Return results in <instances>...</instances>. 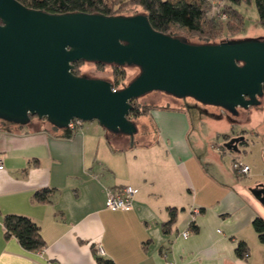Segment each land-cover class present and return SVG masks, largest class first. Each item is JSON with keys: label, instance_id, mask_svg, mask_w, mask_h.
<instances>
[{"label": "crops", "instance_id": "obj_1", "mask_svg": "<svg viewBox=\"0 0 264 264\" xmlns=\"http://www.w3.org/2000/svg\"><path fill=\"white\" fill-rule=\"evenodd\" d=\"M132 120L129 136L92 121L72 129L0 119V264H98L96 255L114 264H264L252 226L264 205L249 190L264 180H251L250 167L241 175L226 168L219 158L232 150L203 146L183 107L157 106ZM143 136L146 143L134 141ZM122 185L137 189L131 208H106L107 190ZM42 188L47 202L33 199ZM170 208L175 218L164 230ZM6 213L33 219L45 245L27 251L5 237Z\"/></svg>", "mask_w": 264, "mask_h": 264}, {"label": "water", "instance_id": "obj_2", "mask_svg": "<svg viewBox=\"0 0 264 264\" xmlns=\"http://www.w3.org/2000/svg\"><path fill=\"white\" fill-rule=\"evenodd\" d=\"M75 61L135 65L121 88L75 75ZM264 40L191 43L155 30L144 13H48L0 0V119L20 125L30 116L66 128L78 118L132 136L130 101L158 90L192 97L235 113L264 93ZM243 136L224 143L239 151ZM264 154V148H263ZM264 205V187L249 189Z\"/></svg>", "mask_w": 264, "mask_h": 264}, {"label": "trees", "instance_id": "obj_3", "mask_svg": "<svg viewBox=\"0 0 264 264\" xmlns=\"http://www.w3.org/2000/svg\"><path fill=\"white\" fill-rule=\"evenodd\" d=\"M24 6L32 9L42 10L53 14H62L70 12L99 13L106 16L125 15L120 9V4L126 2L141 8L150 25L157 31L169 34L173 37L180 38L190 42L185 36L179 35L176 30L185 31L188 34L198 35L201 43H217L218 35L221 29L228 31L234 30L240 26L242 20L239 17V11L236 8V0H226L227 3H219L224 0H216V5L212 0H196L187 2L185 0H17ZM238 1V0H237ZM257 17L260 24L264 27V0H254ZM216 6V7H215ZM225 14L221 18V14ZM225 20V22L223 21ZM237 20L235 27L231 24L232 20ZM239 24V25H238ZM193 43V42H191ZM78 62L73 63L71 69L75 75H81L75 69ZM99 66L105 63H96ZM111 65V64H110ZM113 66L114 80L113 88L119 87V79L124 76L123 66ZM264 90V86H263ZM132 107L129 111V118L135 119L141 115L149 113L154 106L140 105L133 99L130 101ZM37 116H30L28 122ZM45 119V118H40ZM27 122V123H28ZM50 189L42 188L33 193V199L37 202L49 201ZM175 209L170 208L169 219L164 223V230L169 229L170 224L174 221ZM3 232L5 237H14L20 246L27 251L40 250L44 245V240L40 234L38 224L30 217L17 214L6 213L2 216ZM252 226L257 233L261 242L264 243V219L256 216L252 221ZM193 228V226H192ZM235 252L238 257L247 253V246L243 240L238 241ZM98 264H114L112 260L104 258L102 255H96Z\"/></svg>", "mask_w": 264, "mask_h": 264}, {"label": "rangeland", "instance_id": "obj_4", "mask_svg": "<svg viewBox=\"0 0 264 264\" xmlns=\"http://www.w3.org/2000/svg\"><path fill=\"white\" fill-rule=\"evenodd\" d=\"M169 1L174 2L177 0ZM185 1L193 2L196 0ZM212 1L216 5V0ZM222 3H227V1L220 2L219 6ZM235 6L242 20L240 26H236L237 28L230 31L222 28L216 41L264 40V27L258 21L254 0H236ZM120 9L125 15L141 12L139 6L126 2L120 4ZM223 21L225 22L224 19ZM231 23L235 27L238 21L233 19ZM175 33L185 36L190 42H202L198 35L188 34L182 30H176ZM75 69L83 76L103 78L110 82L114 80L113 66L110 64L99 66L93 62L81 61L77 63ZM120 69H123L124 76L119 79V87L126 85L139 73V68L135 65H125ZM257 99V103L245 108L237 107L235 113H232L221 106L204 104L189 96L177 98L158 90L149 91L135 98L136 103L140 105L183 107L186 112L191 114L193 126L200 129V139L203 146H217V149L220 150L223 147L224 140H228L234 135H242L247 144L240 145L238 152L228 151L221 154L223 157L219 158L220 162L222 161L226 168H229L233 161L247 164L250 167L247 176L251 180L257 179L262 182L264 180V159L262 157V147L264 146V93L258 96ZM132 121L135 125L138 124V122ZM85 122L88 123L89 121ZM92 122L97 123L95 120H92ZM150 127L149 124L146 126L147 129H150ZM148 139L149 136L135 137L134 141L137 144H144ZM209 156L213 157L212 151ZM233 157H235V160H232Z\"/></svg>", "mask_w": 264, "mask_h": 264}, {"label": "built area", "instance_id": "obj_5", "mask_svg": "<svg viewBox=\"0 0 264 264\" xmlns=\"http://www.w3.org/2000/svg\"><path fill=\"white\" fill-rule=\"evenodd\" d=\"M225 14H221V18H224ZM83 124V121L74 118L72 119L67 127L69 128H76ZM232 167L234 171L238 174H245L249 170V166L246 164L241 163L240 161H233ZM3 168L2 162L0 160V170ZM137 191L136 188L132 187L131 185H122L115 188H109L106 192L105 202L104 205L106 208L110 210H127L131 208L132 205V197L133 194ZM187 232H183L182 236H186ZM101 252V249H97V253L99 254ZM247 254L245 253L244 256ZM171 264V263H168Z\"/></svg>", "mask_w": 264, "mask_h": 264}, {"label": "flooded vegetation", "instance_id": "obj_6", "mask_svg": "<svg viewBox=\"0 0 264 264\" xmlns=\"http://www.w3.org/2000/svg\"><path fill=\"white\" fill-rule=\"evenodd\" d=\"M111 65H113V64H111ZM239 136H242V135H239ZM234 137H238V136H234ZM234 137H231V138H234ZM231 138H229V139H231ZM229 139H228V140H229ZM228 140H227V141H228ZM227 141H226V142H227ZM245 144H247V142L244 140V138L238 142V145H245ZM223 146H224V143H223ZM224 147H225V146H224ZM238 148H239V147H238Z\"/></svg>", "mask_w": 264, "mask_h": 264}]
</instances>
